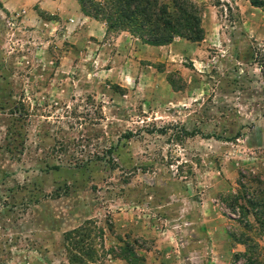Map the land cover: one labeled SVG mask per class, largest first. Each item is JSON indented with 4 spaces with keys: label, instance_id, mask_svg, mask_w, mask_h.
I'll use <instances>...</instances> for the list:
<instances>
[{
    "label": "rangeland",
    "instance_id": "obj_1",
    "mask_svg": "<svg viewBox=\"0 0 264 264\" xmlns=\"http://www.w3.org/2000/svg\"><path fill=\"white\" fill-rule=\"evenodd\" d=\"M192 1L204 41L117 84L0 0V264H69L75 231L94 264H244L240 232L264 260L252 214L245 230L219 197L238 173L264 186V25L242 0Z\"/></svg>",
    "mask_w": 264,
    "mask_h": 264
},
{
    "label": "trees",
    "instance_id": "obj_2",
    "mask_svg": "<svg viewBox=\"0 0 264 264\" xmlns=\"http://www.w3.org/2000/svg\"><path fill=\"white\" fill-rule=\"evenodd\" d=\"M73 1L77 3L83 16L103 23L108 35L126 32L142 45L165 46L176 38L193 44L204 39L201 9L192 0ZM245 1L251 7L258 9L264 17V0ZM244 179L242 174L238 173L237 184L241 189L240 195H220L219 197L232 214L238 215L236 221L245 230L250 226L246 214L251 213L258 226V234L264 236V186L258 180L248 179L249 184L256 185L258 188L249 192L252 189L249 187L246 191ZM80 233L81 231L79 233L75 231L72 234L76 235L78 240L69 238L71 243L68 247V262L69 264H85L90 261L94 264L92 251L84 246ZM230 237L232 238V235ZM239 237L240 239L232 240L235 244L243 246V251L232 253L233 261L242 258L244 264H264V260L259 259L262 254L259 253L260 250L255 246L253 239L243 232L239 233ZM122 254L130 256L129 259L122 255L126 264H145L132 249L128 250V253L123 249Z\"/></svg>",
    "mask_w": 264,
    "mask_h": 264
},
{
    "label": "crops",
    "instance_id": "obj_3",
    "mask_svg": "<svg viewBox=\"0 0 264 264\" xmlns=\"http://www.w3.org/2000/svg\"><path fill=\"white\" fill-rule=\"evenodd\" d=\"M242 1L246 4V9L251 10L248 15L253 16L251 13H254L264 25L260 11L251 7L247 1ZM4 10L9 19L17 20L29 28H35V32H37L36 28L42 26H49L50 32H55L59 25L65 30L64 40L68 42L69 51L73 52H68L62 59H71L73 62L78 58L74 55V53L79 54L78 48L82 51L80 54L97 52L101 58L99 56L95 60L92 58L93 62L95 61L98 67L104 66L100 72L110 73V78L107 80L111 79L117 84L133 83V70H139L141 73L144 68H150L154 62L152 56L160 50L169 48L175 42L174 39L165 46H146L128 33L118 32L110 36L109 43L104 24L83 16L73 0H6ZM99 47L100 50H97Z\"/></svg>",
    "mask_w": 264,
    "mask_h": 264
}]
</instances>
